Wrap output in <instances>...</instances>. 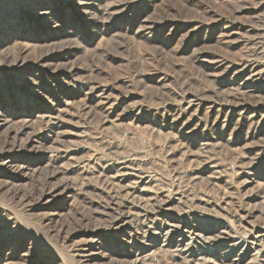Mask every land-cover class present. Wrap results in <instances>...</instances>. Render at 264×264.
<instances>
[{
    "label": "rangeland",
    "instance_id": "rangeland-1",
    "mask_svg": "<svg viewBox=\"0 0 264 264\" xmlns=\"http://www.w3.org/2000/svg\"><path fill=\"white\" fill-rule=\"evenodd\" d=\"M2 1L1 14L22 22L7 26L0 42L2 64L18 62L12 70L0 66V79L10 80L0 93L11 97L0 95V110L57 115L70 135L39 139L50 166H5L0 159L1 262L221 264L216 245L208 246L214 262L186 259L176 250L180 233L170 237L173 251L165 250L153 227L187 222L209 236L263 229L264 93L234 95L245 76L223 64L264 63L263 0H126L130 7L115 17L122 0H98L93 22L78 20L50 39L31 15L62 0ZM55 45L61 51L46 58ZM98 89L110 93L109 104ZM195 97L225 102L222 120L199 106L188 109L185 101ZM235 104L242 115L229 110ZM192 114V132L184 134ZM45 127L34 119L32 129ZM25 141L0 137V149L24 159ZM116 163L143 173L146 190L133 193L119 181ZM169 196L158 220L133 223L145 238L132 226H109L113 214L153 212Z\"/></svg>",
    "mask_w": 264,
    "mask_h": 264
},
{
    "label": "bare ground",
    "instance_id": "bare-ground-1",
    "mask_svg": "<svg viewBox=\"0 0 264 264\" xmlns=\"http://www.w3.org/2000/svg\"><path fill=\"white\" fill-rule=\"evenodd\" d=\"M0 3H4V1ZM130 5V1L122 0L115 6L112 16H118L122 14L127 8L130 7ZM97 7L98 0H62L60 4L56 3L47 8L36 9L35 14L31 15V17L36 19V22L41 26V29L48 32L50 39L53 38V36L61 34V32H65L67 29L74 27L73 25L75 22L77 23L78 20L85 21V24L91 21L93 22L92 13H94L93 11ZM9 18L10 17H5L0 12V42L2 37L6 38L7 36V26H9L11 29H16V27L22 22L18 20L19 24L14 25V23H12L14 20L9 21ZM61 48L62 46L60 45H55L54 47L50 46L47 48V50H45L44 55L46 58H49L56 50L61 51ZM0 50V53H4L5 51L4 48H1ZM43 53L44 52H42V56ZM7 54L9 53L7 52ZM2 63L3 62L0 61V66L2 65L9 67L7 70H12V68L14 69L18 64L17 60L10 61L8 65H3ZM223 64H225L226 68L236 70L239 75L243 74L245 76L243 82L240 85H237L234 95L240 94L242 96H262V94L259 93H264V63H262L259 59L254 58L253 61L246 60L245 62L238 65H233L227 62H223ZM6 81L10 80L7 78H1L0 87H3ZM227 88L229 89V87ZM98 90L97 96L100 98V102L102 104H109L111 101L110 93H107L105 89ZM255 91L259 93H256ZM2 93H0L1 96L8 100L11 99L9 95L6 96L7 94L3 95L4 93ZM18 95L20 96L21 94L18 93ZM262 97H264V95ZM185 102L188 104V109H191L194 106H199L202 109H207V111L210 113H217L218 121L222 120L221 111L226 108V106H228L225 102L211 98L207 99L195 97L188 99ZM235 108L236 104L232 105L231 109L229 110L232 111L235 116L242 115L235 111ZM191 116H193V114L190 115L187 121L182 123V130L188 129L184 134H190L192 132L193 128H188L190 120L192 119ZM34 119H39V122L45 124L46 127L39 132L35 129H32ZM180 119L181 114L176 119V121H180ZM199 125L200 123H198L197 126ZM69 135L70 133L67 130L62 129V125L59 122L57 115L49 113L46 115H41L40 111L37 113L15 112L10 114L7 110H0V137L4 138L6 144L12 142L15 144L17 141L26 140V145L30 146V149L28 148L29 150H26L27 152L24 156V159H20L19 156L9 154L11 149H6V147L1 148L0 159L2 160V165L19 166L20 168H29V165L38 164H48V166H50L49 161L46 162V159L49 157L44 154L43 149L37 145L39 144V139L44 141V138H47L48 136H55L54 139H57L58 137L62 139V137L67 138ZM22 142H20L21 145ZM65 152L67 151L65 150ZM21 160L23 164L20 163ZM48 169L49 168H44L46 172ZM113 171H115L114 176L119 181H128L126 186L131 189L133 193H142L146 190V187L141 186L143 183L147 182L145 180L147 177L143 173L135 171L122 163H116V168H114ZM46 174L49 176L50 174H53V172H47ZM160 201L163 203H161V205L158 207V210L153 211L156 214H153V212L149 210H143V212H138L136 214L131 213L130 211L125 214L119 212L116 216L113 214V219L110 221L109 226L114 228V230H120L123 232L128 226H132V231H134L138 237L145 238L147 235L146 232L140 228H134V224H138L141 218L152 221L158 220L159 214H163L168 210L167 205L173 201V197L169 196L166 197V199H160ZM206 203L209 204L210 202L207 201ZM102 212L110 213L108 210H103ZM132 214H135L138 218H134ZM190 226L191 225L187 222H184L182 225L181 223L174 224L173 220L168 223L156 222L151 234H156L159 238H163L164 236L161 246L165 250L173 251V241L170 239V237L173 236V232L180 233L181 236L177 239L178 243L176 250L184 255L186 259H188L190 256L195 257L197 255L201 262L207 263L212 262L213 260H211V256L216 258L214 254H217L218 261H220L221 264H264V227L259 231L250 229L249 233L247 232L248 234L246 235L231 234L229 231L224 230L222 231V235L209 236L204 232L202 233L195 231L196 229ZM165 228L166 231L164 232ZM198 245H200L202 249L201 251L196 252L195 248H197ZM209 245H216L218 248L217 252L215 251L213 254V249L209 248ZM87 255L88 254L85 253L83 254V256ZM227 261L228 263H226ZM12 263L13 262L9 257H6L4 262L0 261V264Z\"/></svg>",
    "mask_w": 264,
    "mask_h": 264
}]
</instances>
